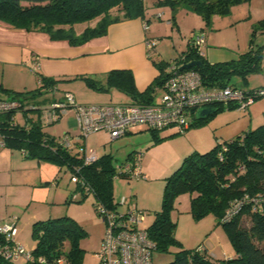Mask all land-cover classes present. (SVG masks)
I'll return each instance as SVG.
<instances>
[{"label":"rangeland","instance_id":"374dc122","mask_svg":"<svg viewBox=\"0 0 264 264\" xmlns=\"http://www.w3.org/2000/svg\"><path fill=\"white\" fill-rule=\"evenodd\" d=\"M145 3L143 22L147 23V28L143 27L139 35L130 32L131 35L127 39L142 41L146 45L151 41L147 45L151 60L168 61L176 58L188 47L189 41L202 33L205 42L200 48L209 62L236 58L247 51L259 53L258 68L246 78L238 74L232 75L230 83L247 91L264 87V28L259 26V21L264 19V0L231 3L225 10L214 12L208 21L185 4L172 8L167 4L156 5L152 0H145ZM99 19L97 16L75 23L73 29L81 33L84 28L95 26ZM132 19L135 17L127 20ZM88 66L90 70L97 67L94 64ZM3 69L4 66L1 65L0 77ZM109 70L110 68L108 72ZM26 72L24 85H19L14 91H28L39 86L34 70L27 66ZM107 75V72L103 75L96 74V79L86 71H78L73 76L58 79V90L54 93L41 88L42 91L38 95L21 99L25 104L30 102L38 107H46L53 96L57 98L68 91L75 97L77 104L123 102L124 96L121 92L114 88L106 89V86L101 84ZM7 77L9 73L6 72L4 79H8ZM86 78L103 88L89 86ZM162 92L159 88L156 97ZM0 94L3 95L4 92L0 90ZM27 113L31 115L32 123H35L37 112ZM14 117L20 126L26 121L21 111L16 112ZM259 125H264V95L256 97L246 110L223 108L205 122L183 132H177L175 127L154 130L142 125V131L121 135L128 138L129 144L126 147L129 149L114 147V163L120 164L129 152L133 153L138 160L142 177H115L112 186L114 201L118 202L122 197H126L130 207L139 209H143L141 204H148V209H143L146 211L143 224L150 225L155 218V212L161 208L166 178L182 164L187 155L194 151H208L217 143L229 141ZM42 130L55 138L68 133L75 141L79 125L73 107H68L66 113L56 122L43 125ZM112 142L105 130L91 132L86 138L88 149L98 155L109 153ZM72 150L76 152V149ZM127 203L118 204L117 208L123 210ZM63 216L73 218L84 229L79 239L82 249L80 264H96L95 252L99 248L105 223L95 210L92 194H86L77 187L70 179V171L66 166L26 157L17 148L1 147L0 225L14 218L18 229L16 239L26 247L33 248V223ZM170 217L175 222L173 235L179 245L170 246L167 253L155 251L153 264L170 261L173 253L180 248L194 249L198 246L208 248L209 261L212 264H220L224 259L235 255L224 227L212 212L200 218L192 215L188 192H181L175 197ZM243 223L249 226V217L244 216Z\"/></svg>","mask_w":264,"mask_h":264},{"label":"trees","instance_id":"16d2710c","mask_svg":"<svg viewBox=\"0 0 264 264\" xmlns=\"http://www.w3.org/2000/svg\"><path fill=\"white\" fill-rule=\"evenodd\" d=\"M238 1L242 0H153L156 5L167 4L172 8L188 5L206 21L214 12L223 11L229 4ZM145 9V0H0V19L15 26L45 30L52 38L78 43L104 33L110 23L134 17L144 19ZM97 16L100 19L95 26H88L80 34H76L73 29L75 23ZM259 26L264 28V19L259 21ZM200 51L194 46L192 39L176 58L154 61L159 73L144 91L137 90L133 75L128 69L110 70L104 85L106 89L114 88L128 94L132 99L128 103L152 104L160 101L164 89L157 99L156 92L171 74L172 70L169 68L172 65L179 70L197 71L202 85L223 87L236 86L230 83L232 75L238 74L246 78L258 68L260 61L259 53L247 51L234 59L209 62ZM192 60H200L201 64L180 68ZM56 82L57 79L39 74V86L33 90L14 91L1 86L0 90L4 92V96L28 98L38 95L41 88L51 86L58 90ZM86 83L94 88H103L87 78ZM259 88L249 91L256 92ZM255 95L259 97L264 94ZM25 105H30V102ZM34 105L40 109L39 112L42 111V107ZM215 107L217 111L237 108L235 105ZM209 117L195 119L190 127L205 122ZM3 123L6 146L21 150L26 157L66 166L70 176L76 174L82 177L89 189L84 191L80 186L77 187L86 194H92L95 210L100 205L107 209L117 207L118 202L114 201L112 191L116 169L128 160L132 161L133 153H129L118 165L109 153L99 155L89 164H83L77 150L78 141L70 147L64 146L60 141L61 137L55 138L43 132L42 126L47 124L40 119L27 128L10 127L6 116ZM72 149H76V152ZM181 192L190 194L191 213L195 218L212 212L224 227L235 255L224 259L220 264H264V125L247 130L229 141L217 143L208 151H194L166 178L161 208L155 212L153 222L146 228L148 236L156 243V251L167 253L170 246L179 245L173 235L175 222L170 217V210L175 197ZM236 207L238 210L234 212ZM227 212L230 213L229 216H226ZM244 216L249 217V226L244 225ZM83 233V227L68 216L35 221L32 225L35 238L32 253L35 257L42 255L48 260L64 255L69 264H80L82 249L79 239ZM3 262L0 261V264H9ZM164 264L212 263L206 248L198 246L194 249H178L171 260Z\"/></svg>","mask_w":264,"mask_h":264},{"label":"built area","instance_id":"2783aa9c","mask_svg":"<svg viewBox=\"0 0 264 264\" xmlns=\"http://www.w3.org/2000/svg\"><path fill=\"white\" fill-rule=\"evenodd\" d=\"M147 28V23L143 24ZM205 37L202 33L194 39V46L200 51ZM151 41L147 42L149 45ZM201 52V51H200ZM171 74L164 82V93L157 103H97L77 104L71 92L42 107L39 112L34 104L25 105L19 97L0 95V148L6 146L3 118L6 116L10 127L20 126L15 120V113L21 111L25 117L22 127L32 124L29 111H36V120L51 124L66 113L68 107H73L79 125V133L75 135L78 141L77 150L83 164H89L98 158L93 150L86 146V138L91 132L105 130L112 139L124 135L134 125H145L150 129L160 130L175 127L178 132L189 129L195 120L196 110L205 106L235 105L238 109L246 110L256 95L264 94V87L256 92L247 91L237 86L210 87L202 85L200 75L193 69L179 70L175 65L170 66ZM56 89L49 86L46 92L54 93ZM31 121V122H29ZM73 136L65 133L61 143L66 147L74 144ZM116 177L121 174L128 178L142 177L137 158L127 161L116 169ZM118 174V175H117ZM70 179L84 191L88 186L82 177L72 174ZM127 198L122 197L118 204H126ZM238 207L234 210L237 211ZM97 214L105 223L98 250L95 252L96 264H153V253L156 243L148 236L147 226L143 224L146 211L132 208L127 203L123 210L107 209L100 205ZM230 213H226L229 216ZM18 229L12 218L0 225V261L9 264H69L64 255L48 260L45 256L33 255V248H28L17 239ZM19 261V263H17Z\"/></svg>","mask_w":264,"mask_h":264},{"label":"crops","instance_id":"0c3cea01","mask_svg":"<svg viewBox=\"0 0 264 264\" xmlns=\"http://www.w3.org/2000/svg\"><path fill=\"white\" fill-rule=\"evenodd\" d=\"M144 23L146 22H143V19L140 20V18L132 20L122 19L110 23L106 31L100 35L93 36L82 42L73 43L67 39L52 38L48 32L42 29L15 26L0 19V66H4L0 77V86L14 90L17 89L16 87H20L19 85H24L27 66L34 70L37 84L39 74L58 80L73 76L78 71H86L88 75H93V77L98 79L96 74L101 73L103 75L106 72L108 73L110 68V70H130L137 90L144 91L158 75L159 71L154 61L151 60L147 45L142 41L135 42L127 39L132 31L139 35ZM76 34L80 33L76 32ZM225 60L228 59L220 61ZM92 64L97 66L94 70H90L88 66ZM5 71L9 73L8 79H4ZM105 79H107V76ZM105 83L106 80L101 81L102 85ZM161 89L163 90V87ZM118 91L124 96L123 102L132 100L128 94ZM60 97L55 98L53 96L49 104ZM155 99H157L156 96ZM141 126L134 125L130 127L124 135L142 131ZM123 136H121L122 138L112 139L113 142L109 152L111 155L114 147L117 149L124 148V150L129 149L126 147L129 144V140L128 138H123ZM132 156L133 161L136 156ZM141 207L148 209L149 205L141 204ZM205 248L208 252V248Z\"/></svg>","mask_w":264,"mask_h":264},{"label":"water","instance_id":"95a60500","mask_svg":"<svg viewBox=\"0 0 264 264\" xmlns=\"http://www.w3.org/2000/svg\"><path fill=\"white\" fill-rule=\"evenodd\" d=\"M200 64H201L200 60H192V61H189V62L183 64L180 68L181 69L189 68V67H192L194 65H200ZM216 111H217V108L215 106L200 107L196 110L195 119L196 120L206 119L207 117H209L210 115H212Z\"/></svg>","mask_w":264,"mask_h":264}]
</instances>
